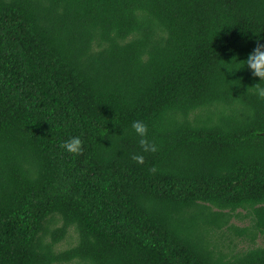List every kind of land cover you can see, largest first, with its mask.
I'll use <instances>...</instances> for the list:
<instances>
[{
    "label": "trees",
    "instance_id": "obj_1",
    "mask_svg": "<svg viewBox=\"0 0 264 264\" xmlns=\"http://www.w3.org/2000/svg\"><path fill=\"white\" fill-rule=\"evenodd\" d=\"M260 51L264 0H0V264H264Z\"/></svg>",
    "mask_w": 264,
    "mask_h": 264
},
{
    "label": "clouds",
    "instance_id": "obj_2",
    "mask_svg": "<svg viewBox=\"0 0 264 264\" xmlns=\"http://www.w3.org/2000/svg\"><path fill=\"white\" fill-rule=\"evenodd\" d=\"M262 64H264V51H260L258 56H256L255 59L251 61L250 66L257 70L256 73L254 74L264 73V69L261 68ZM255 93L258 97L264 98V84L257 83L255 85ZM131 128L138 135L139 137L138 142L144 150L146 151L156 150V145L151 141H149L146 137L147 125L143 120H139V119L133 120L131 122ZM62 144L64 148L69 152H79L82 150L81 148L82 141L79 136H69L68 139L62 141ZM132 159L138 162H142L143 155L139 153H135L133 154Z\"/></svg>",
    "mask_w": 264,
    "mask_h": 264
},
{
    "label": "rangeland",
    "instance_id": "obj_3",
    "mask_svg": "<svg viewBox=\"0 0 264 264\" xmlns=\"http://www.w3.org/2000/svg\"><path fill=\"white\" fill-rule=\"evenodd\" d=\"M232 222L237 225V226H246L249 224V220L248 219H242V220H238V219H233ZM71 238H68L67 240H70ZM65 240V241H67ZM256 245H264V235L262 236H259L257 239H256ZM67 244L64 243L62 244V247H65ZM247 246V243H243V242H238L237 243V249H240V248H245Z\"/></svg>",
    "mask_w": 264,
    "mask_h": 264
}]
</instances>
